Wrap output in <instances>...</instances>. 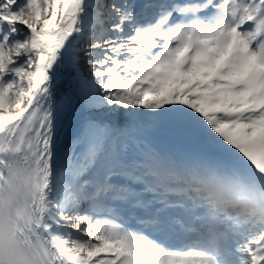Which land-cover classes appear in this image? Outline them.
<instances>
[{
    "label": "snow or ice",
    "instance_id": "6c2138e0",
    "mask_svg": "<svg viewBox=\"0 0 264 264\" xmlns=\"http://www.w3.org/2000/svg\"><path fill=\"white\" fill-rule=\"evenodd\" d=\"M0 264H264V0H0Z\"/></svg>",
    "mask_w": 264,
    "mask_h": 264
},
{
    "label": "bare ground",
    "instance_id": "6f19581e",
    "mask_svg": "<svg viewBox=\"0 0 264 264\" xmlns=\"http://www.w3.org/2000/svg\"><path fill=\"white\" fill-rule=\"evenodd\" d=\"M63 85H64V87H63V89L66 87V81L63 83Z\"/></svg>",
    "mask_w": 264,
    "mask_h": 264
}]
</instances>
